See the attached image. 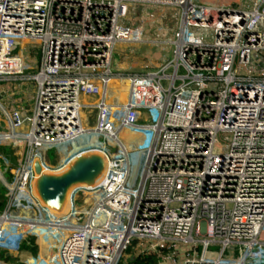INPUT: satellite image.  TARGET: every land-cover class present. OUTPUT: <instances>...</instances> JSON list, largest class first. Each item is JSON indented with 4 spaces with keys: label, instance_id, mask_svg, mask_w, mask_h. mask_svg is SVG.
Masks as SVG:
<instances>
[{
    "label": "built area",
    "instance_id": "1",
    "mask_svg": "<svg viewBox=\"0 0 264 264\" xmlns=\"http://www.w3.org/2000/svg\"><path fill=\"white\" fill-rule=\"evenodd\" d=\"M201 4L0 0V83L36 81L30 114L0 102V144L25 148L13 182L0 171L8 189L0 248L48 229L63 233L60 264H132L127 252L135 242L137 253L165 248L158 264H264V2ZM174 8L178 26H161L172 39H147V22ZM123 43L172 51L145 72L124 74L113 68ZM29 44L40 48L31 75L23 52ZM115 80L129 84L126 102L111 92ZM124 131L146 134L130 148L134 173ZM87 134L116 143L112 155L99 146L111 158L109 173L99 186L77 191L82 203L77 198L69 216L47 220L31 190L33 159L60 168L74 152L51 162L40 150L54 148L59 157ZM17 204L35 215L12 214Z\"/></svg>",
    "mask_w": 264,
    "mask_h": 264
},
{
    "label": "rangeland",
    "instance_id": "2",
    "mask_svg": "<svg viewBox=\"0 0 264 264\" xmlns=\"http://www.w3.org/2000/svg\"><path fill=\"white\" fill-rule=\"evenodd\" d=\"M251 0H199V2H201L202 6H206V5H210V4H221V5H229V6H234V7H239V6H249V2ZM163 11H166V10H163ZM132 12V10H131ZM175 12H177L178 16H177V19L174 20L172 19L169 14H175ZM180 14L181 12L179 11V9L177 8H174V9H170L168 11V14L164 13L163 16H161V20H160V23L159 21L155 20L157 17V15H154V19L151 20V22H147L149 23V27H152L151 25H155V26H164L165 25V22H166V18H168L169 22H168V26H172L171 30L172 31L173 29H175L177 26H178V23H179V18H180ZM133 16V13H129V18H131ZM128 18V19H129ZM153 29V28H151ZM155 30V29H154ZM148 31H150V29H148ZM149 33V32H147ZM157 39L159 40H171L172 39V36L170 34H163L161 35L159 38L158 36H156ZM155 40V38H153ZM133 43L131 44H127V43H123V44H118V46L116 45V53H115V61H119L121 60L124 56L125 57H128L126 56V54L124 53H121L120 50H119V47H124L127 49H131L129 48L130 45H132ZM135 48H138L139 51L136 52V54L138 56H143L144 59L146 60V65H149L150 66V63L151 61H153L155 64L157 63V65L160 63V59H153L152 57L149 56L148 52H149V48L156 51L157 54H160V53H163L162 56L166 53H169L171 54V51H172V47L170 45H154V44H149L147 43V45L144 43H139V44H135ZM122 50H125V48H122ZM127 49V50H128ZM124 51V52H125ZM23 52L24 54H26V56L29 57V61L33 67V70H30V71H27L26 74L27 75H31V74H34L37 72L38 70V64H39V58H40V48L39 46L37 45H32V44H29V45H26L23 49ZM120 53V55L122 56V58L120 59V55L118 54ZM129 61V59H126ZM132 61V60H131ZM114 68V66H113ZM115 70V68H114ZM119 80V79H117ZM8 82H36L35 80H16V81H8ZM128 84L127 83H122L121 81H114L112 83V86L110 87L111 88V92H115L113 94H116L120 100L122 101H125L127 99V90H126V86ZM126 102V101H125ZM124 103V102H123ZM86 116H87V112H85ZM88 121H89V115H88ZM90 123V121H89ZM146 134H142V135H138V134H134L130 131H124L123 133H121L120 135V139L121 141L125 144V145H129V150L131 148V145L138 148L140 147L139 145H141V143L146 139ZM98 139V140H97ZM5 143H9V142H5ZM20 141H10V144H11V157L9 158L8 155L6 154H10V151L7 153L5 152H0V171L1 173L3 174L4 178L7 179L8 182H13L14 180V177L16 175L15 173V169L16 167L19 165V162L22 160L23 156L21 155L23 151L22 150V147H20ZM89 143V144H88ZM102 143H105L106 144V147L110 153V155H112V153H115L116 151H114V148H117L116 146V143L114 142H110V140H106L104 138H96L95 136H92V135H85L81 138H79V140L73 142V146H67L66 148L64 147L63 148V151L61 152L60 156L58 157V155L56 154V150L54 148L52 149H49L47 152H45L44 149H41L40 150V153L45 156V153H47L46 156H48V158L50 159L51 162H55L56 159H58L59 161H62L65 159V157H67L68 155L73 154H76L77 150H80V151H83L84 148H87V147H90L91 145L95 144V145H98V149L100 151H104L103 149H101L99 146L102 144ZM24 145V144H23ZM16 146V147H15ZM121 149V148H120ZM1 150V149H0ZM21 152L19 154V157H16V154L17 152ZM105 152V151H104ZM108 154V152H105ZM123 153V152H122ZM136 150L135 149H131L130 150V156H131V159L133 160V167H132V172L134 173L135 171V162L137 161V157H136ZM115 155V154H114ZM108 158H110L108 156ZM111 159V158H110ZM136 159V161H135ZM53 163H51L52 165ZM0 184H3V182L0 181ZM5 186V185H4ZM7 192H8V189L6 188ZM76 198H78V204H81L82 203V199L83 198V193L81 191H79L76 195ZM25 208H30L29 206L27 205H24ZM28 212V211H27ZM46 214V213H45ZM51 219L53 220L54 218L52 216H50ZM46 218L47 220H50L49 218V215L46 214ZM51 231V230H50ZM50 231L47 229L43 232H40L39 234H32L33 236L32 237H35L37 241H42L44 242L46 245H47V258L51 257L54 255L55 252H57V247H58V243H59V240H60V234L59 233H50ZM29 237V235L27 236ZM134 246V245H133ZM138 246V243L137 245H135V247ZM135 247L134 248H131V250H129L127 253L129 256H132L134 255L135 253L137 254L138 252V248L135 252ZM46 258V260H47ZM37 259V258H36ZM132 259V258H130ZM38 260V259H37ZM50 264H52V262H50Z\"/></svg>",
    "mask_w": 264,
    "mask_h": 264
},
{
    "label": "water",
    "instance_id": "3",
    "mask_svg": "<svg viewBox=\"0 0 264 264\" xmlns=\"http://www.w3.org/2000/svg\"><path fill=\"white\" fill-rule=\"evenodd\" d=\"M109 161L104 151L90 149L73 156L64 166L53 169L41 156H36L32 163V194L49 216L65 218L73 211L78 190L97 187L106 179Z\"/></svg>",
    "mask_w": 264,
    "mask_h": 264
},
{
    "label": "crops",
    "instance_id": "4",
    "mask_svg": "<svg viewBox=\"0 0 264 264\" xmlns=\"http://www.w3.org/2000/svg\"><path fill=\"white\" fill-rule=\"evenodd\" d=\"M155 20H158L160 23L161 17L157 16ZM153 17H148L147 19H151ZM168 18H166L165 25L168 27ZM152 27L147 28L146 38L147 39H157L165 34L164 31L162 30L163 27L161 26H155L151 25ZM173 24L171 25V27ZM153 28V29H151ZM150 29V31H148ZM155 29V30H154ZM164 29V28H163ZM147 45V43H146ZM155 45V44H154ZM136 45L132 44L129 46L131 49H126L125 46L121 47L125 48V50H122L121 47H119V50L121 53L126 54L128 57H123L120 55L119 61H115V55H114V62L113 66L116 71L124 73V74H132V73H142L147 71L146 69L149 68V65H146V60L144 59L143 56H138L136 54L137 51H139L138 48H135ZM125 51V52H124ZM149 56L152 57L154 60L159 59L162 56L163 53L157 54L156 51L152 50L149 48L148 52ZM126 59H129L126 60ZM132 60V61H131ZM35 96H36V84L35 82H1L0 83V102L2 106L7 109V110H12L14 108H18L21 110L22 114L24 116L28 115L31 113L32 108L34 106L35 102ZM118 143H121L119 139H116ZM20 147H22V156L25 152V148L23 143L19 144ZM129 146V145H128ZM127 146V147H128ZM16 147V146H15ZM120 148L122 151H124V146H121ZM90 149H95L93 145L90 147L84 148L83 151H81L79 154L86 150ZM20 151L17 152L16 157H19V154L21 153ZM78 155V153L74 154L73 156ZM72 156V157H73ZM71 157V158H72ZM70 158V159H71ZM69 159V160H70ZM110 159V158H109ZM109 166H111V159L109 161ZM93 188V187H85L84 189L87 191L88 189ZM28 211V212H27ZM33 211V209H32ZM31 210L27 209H22L19 211H14L13 214L18 215V216H24V217H32L34 216V211L32 212ZM45 211V210H44ZM46 212V211H45ZM56 219V218H54ZM55 222V220H54ZM57 228V227H56ZM59 229V228H58ZM54 233H59L60 234V240L61 241L63 237V233L59 231H53ZM32 258H37L39 263L42 262H47V245L42 242V241H37L35 237L29 236L21 240V242L14 248H0V264H30V261ZM47 258V260H46ZM53 261L52 264H59L58 258H57V252L54 253L53 255Z\"/></svg>",
    "mask_w": 264,
    "mask_h": 264
},
{
    "label": "trees",
    "instance_id": "5",
    "mask_svg": "<svg viewBox=\"0 0 264 264\" xmlns=\"http://www.w3.org/2000/svg\"><path fill=\"white\" fill-rule=\"evenodd\" d=\"M11 144L10 143H5V144H0V152H5L7 153V151L9 150L10 151V154H6L9 156V158L11 157ZM93 147L97 150L98 147L97 145L93 144ZM8 151V152H9ZM81 151L80 150H77L76 153H80ZM8 202V192L6 190V187L3 185V184H0V213H2V211L4 210V208L6 207V204ZM134 246L130 247L129 250H131V248H134L135 245H137V242H135L133 244ZM137 250V246L135 247V252ZM160 252L157 254V253H135L134 257L132 258V264H158L159 262V259L161 257V255L163 253H165L167 250L165 248H160L159 249Z\"/></svg>",
    "mask_w": 264,
    "mask_h": 264
},
{
    "label": "bare ground",
    "instance_id": "6",
    "mask_svg": "<svg viewBox=\"0 0 264 264\" xmlns=\"http://www.w3.org/2000/svg\"><path fill=\"white\" fill-rule=\"evenodd\" d=\"M219 4H212V6H218ZM221 5V4H220ZM124 8V7H123ZM129 85V84H128ZM128 85L126 86V90L128 89ZM111 86H112V84H111ZM127 93H128V90H127ZM126 101H127V99H126ZM125 103V102H124ZM89 144V143H88ZM127 146V145H126ZM128 148V147H127ZM89 187H92V186H89ZM24 210V209H27V210H31L32 211V208H25L24 207V205L23 204H17V205H14L13 207H12V209H11V213L13 214L14 213V211H19V210ZM33 212V211H32ZM54 228H56V227H54ZM57 229V228H56ZM55 231V230H54ZM63 238V237H62ZM62 240V239H61ZM60 264V263H59Z\"/></svg>",
    "mask_w": 264,
    "mask_h": 264
}]
</instances>
